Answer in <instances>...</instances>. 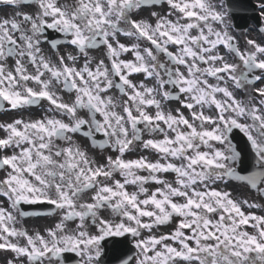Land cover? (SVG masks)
Listing matches in <instances>:
<instances>
[{
    "label": "snow or ice",
    "instance_id": "snow-or-ice-1",
    "mask_svg": "<svg viewBox=\"0 0 264 264\" xmlns=\"http://www.w3.org/2000/svg\"><path fill=\"white\" fill-rule=\"evenodd\" d=\"M165 3L166 14L150 12L154 24L133 18ZM0 4L15 9L12 16L0 19V102L15 110L46 100V111L52 113L0 125L5 132L0 137L4 173L0 196L12 210L21 203L46 202L62 214L46 235H30L15 227L17 217L0 204V250L15 253L6 264H65L64 253L78 254L82 264H102L107 253L101 242L126 234L133 238L136 251L122 253L120 264H264V216L241 209L242 203L259 205L238 202L229 191L214 187L239 181L264 195V86L255 87L264 80V45L248 39V47L241 50L229 31L223 0L219 11L206 0H76L72 6L58 5L57 0H0ZM31 5L36 6L34 12L24 11ZM259 7L264 9V4ZM49 30L70 37L64 43L78 54L57 56L58 63L47 59L40 45L50 43L58 49L61 43L49 40ZM121 37L130 42H121ZM221 46L238 62L226 60ZM101 47L109 63L100 59L90 66L89 50ZM125 53L133 58L122 59ZM80 57L83 65L77 68ZM9 59L14 61L12 68ZM257 71L261 75H255ZM132 74H142L154 85L134 83ZM113 88L127 97L122 114L107 95ZM57 89L72 94V101L65 102ZM231 89L245 91L246 97L237 99ZM173 99L179 102L175 114L164 104ZM213 107L215 115L205 113ZM181 109H188L189 116ZM81 111L87 118L79 115ZM233 129L246 135L254 151L251 170L243 174L237 166L241 153L229 138ZM76 134L88 138L94 148L117 154L106 156V164H97L76 143ZM146 134L153 138L144 139ZM137 143L155 150L160 159H125ZM5 151L11 154L3 155ZM140 171L148 175H139ZM169 172L175 173L174 181L162 178ZM114 173L123 180L104 183ZM150 182L160 187L150 192L144 186ZM127 185L136 190L129 192ZM87 193H92L91 202L84 201ZM105 208L120 222L102 218L99 212ZM174 217L178 218L174 230L152 234ZM77 220L76 228L69 230L67 222ZM86 221L97 227L98 234H89ZM246 226L256 233L244 230ZM145 231L147 238L142 236ZM114 243L127 247L124 241Z\"/></svg>",
    "mask_w": 264,
    "mask_h": 264
},
{
    "label": "flooded vegetation",
    "instance_id": "flooded-vegetation-1",
    "mask_svg": "<svg viewBox=\"0 0 264 264\" xmlns=\"http://www.w3.org/2000/svg\"><path fill=\"white\" fill-rule=\"evenodd\" d=\"M75 2H76V0H57L58 5L72 6L75 4ZM35 7H36L35 5L28 6L24 9V11H26L28 13L34 12ZM14 11H15V9H13L12 7L5 5V4H0V19L8 18V17L12 16ZM151 11H157V12H160L162 15H164L168 11V7H165V8H161V6L150 7V8L142 10L138 15H135L133 18L148 19V20H150V22H152L154 24L155 23L154 18L150 17ZM193 34H195V32H193ZM48 36H49L50 41L51 40H60L61 41L60 45H58V49H53L51 47L50 43H42L40 45L43 55L47 59L52 61L53 63H58L57 59H56L57 56L64 55L66 52H71L74 55L78 54V49H76L74 46H71L70 44L64 43V41L67 39H70V37H65V35L63 33H59V32L53 31V30L48 31ZM121 42L127 44L130 41L127 38L121 37ZM145 46H147V45H145ZM171 50L175 51L176 49L171 48ZM219 50L223 54V46H221ZM89 56L92 58V65H90V66L94 67L95 63L100 59H104L105 64L109 63L108 59H106V51L103 47L98 48V49H90L89 50ZM121 58L127 60V59H132L133 57L131 54L125 53L122 55ZM161 58L163 59V57H161ZM82 65H83V57H80L78 63L76 64V67L79 68ZM8 66H9V68H12L14 66V61L12 59H9ZM25 67L27 68L28 72H30V73L33 72V68L30 64L25 63ZM130 78L133 80L134 83H138L139 81L143 80L144 83L148 86L154 85L153 80H146L142 74H132V76ZM29 86L34 87L35 85L32 83H29ZM263 86H264V84H263ZM57 91L59 92V95L63 98V100L65 102L70 103L72 101V99H73L72 94H69V93L64 92V91H59V89H57ZM173 91H175V89H173ZM233 92H234V95L236 96L237 99H244L246 97V94H242L238 90H233ZM107 95H111L114 98V100L118 104V107L115 110L122 114V102H123V100L127 99V97L122 96L120 94L119 90L116 88L111 89ZM183 98L184 97L181 96V99H183ZM218 98H222V97H220L218 94ZM0 103H3V107L0 108V125H6L8 123H12L16 119H24L26 121H29V120L34 121V120L42 119L46 115H52V113H48L46 111L47 108L49 107V104L46 100L40 101L37 105L27 106L23 109H15V110L11 109L10 105L7 102H0ZM164 104H165L166 110L173 111V113H174V110L179 107V102L177 100H174V99L169 100V101H165ZM147 111L154 113L155 109L154 108H148ZM181 111H183L185 116H189V110L188 109H181ZM216 111L217 110L214 107L211 110L205 109V113L210 114V115H215ZM79 115L83 118H87V116H88L86 111H81L79 113ZM57 118H62L67 122V117H62L59 114H57ZM97 118L99 119L100 117L98 116ZM241 122L250 123V121H241ZM141 127H143V125H141ZM170 135H171V133H170ZM3 136H5V132L2 129H0V137H3ZM73 138L77 144H79L82 148L87 150L89 157H91L97 164L104 165L107 163L106 159H105L106 156H108V155L115 156L117 154L116 152H114L111 149H99V148L92 147L90 144V140L88 138H85V137L79 135V134H76ZM148 138H153V137H149L146 134L144 136V139H148ZM155 138H162V137H160L159 134H155ZM98 139H103V137L98 136ZM54 142L56 144L62 145V142L59 140H56ZM210 143H214L215 147H226L225 145H220L219 143H216V142H210ZM62 146H66V145H62ZM201 150H207V149L202 147ZM10 154H11V152H9V151H5L3 153V155H10ZM140 157H145L149 161H152V162H155L156 160L160 159V155L155 150L143 149L139 143H137L135 148H133L130 152H127L125 154L124 158L125 159H137ZM161 162H163V161L161 160ZM138 174L139 175H148V173L146 171H140ZM3 175H4V173L2 171H0V178H2ZM161 176H162V178L167 179L170 182L174 181V179H175V173H172V172L163 173V174H161ZM114 180H121L122 181L123 177L119 173H114L113 178L108 180V181H104V183L112 184ZM232 183L234 184L235 181H233L231 183H227L226 186H233ZM144 186L146 188H148L150 192L154 191L157 187H160V185L155 184V183H151V182L144 185ZM223 186H224L223 183H219V184L215 185L214 187H216L218 190H222ZM126 187H127V190L129 192L136 190V186H134V185H127ZM91 195H92V193L85 194L84 201L91 202L89 199V197ZM244 195L245 194H240L238 191H234L233 194H231L232 198L237 200L238 202L245 200L243 197H241ZM246 196H247L248 203H249V198L252 199L253 195L252 194H246ZM140 198L143 199L144 196L141 195ZM0 204H3L4 207L8 208L10 211H13V215H15L17 217L15 227H17L18 229L27 230L30 235H33L37 232H39L42 235H46L48 229H54L55 228V225L60 221V217L62 215L58 211H54V208H53L48 213L31 215L28 217L27 216H21L20 215V212H22L21 204L18 206V209L12 210L9 207V202L3 196H0ZM241 209L243 212H245V214H251V212L249 211V206L247 204L242 203ZM99 215L102 218L109 220L111 222H120V220H121V218L119 216H117L115 213H113L108 208L101 210L99 212ZM262 215L264 216V212L262 213ZM211 218L216 219L217 217L213 216ZM177 219L178 218L174 217L170 224L160 226L157 229H154L152 234L160 235V234L169 233L170 231L174 230ZM78 223H79L78 220L73 221V222H67V228L69 230H74ZM85 229L91 235L98 234L97 227L94 225H91L90 221H86ZM244 230H246L252 234L256 233V229L249 227V226H246L244 228ZM148 235H149V233L147 231L142 233V236L145 238H147ZM130 241L132 243H134V240L132 237H130ZM13 242H16L15 238H13ZM19 242L21 244H25L26 240L21 238ZM101 246H102V249L104 251V246H103L102 242H101ZM14 257H15V253H13L12 251L0 250V264H6V261L12 260ZM73 257L75 259L74 264H82V258L78 254H76V253H65V254H63V260L66 264H71L70 263L71 258H73ZM45 264H49V262L45 261ZM51 264H58V262L52 261Z\"/></svg>",
    "mask_w": 264,
    "mask_h": 264
},
{
    "label": "rangeland",
    "instance_id": "rangeland-1",
    "mask_svg": "<svg viewBox=\"0 0 264 264\" xmlns=\"http://www.w3.org/2000/svg\"><path fill=\"white\" fill-rule=\"evenodd\" d=\"M219 25V24H218ZM221 26L219 25V27H218V29L220 28ZM228 61H233V60H228ZM224 190L225 191H227V188H224ZM262 203H264V202H262ZM259 211V210H258ZM259 212H261V211H259Z\"/></svg>",
    "mask_w": 264,
    "mask_h": 264
}]
</instances>
